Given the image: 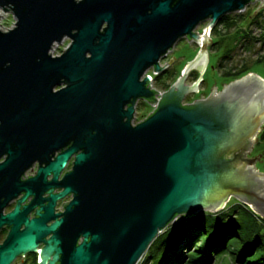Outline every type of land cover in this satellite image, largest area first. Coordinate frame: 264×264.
<instances>
[{
	"label": "water",
	"instance_id": "95a60500",
	"mask_svg": "<svg viewBox=\"0 0 264 264\" xmlns=\"http://www.w3.org/2000/svg\"><path fill=\"white\" fill-rule=\"evenodd\" d=\"M252 1L0 0L15 17L14 27L0 28V199L35 195L1 216L11 230L0 264L40 241L41 264H138L180 215L221 211L233 196L264 217V174L244 152L264 123V79L249 73L182 104L203 80L210 31ZM67 36L64 51L51 54ZM185 37L199 53L159 92L147 72L167 69L161 59ZM194 68L199 79L185 85ZM139 99L154 109L134 123ZM73 156L64 190L26 218L42 201L33 187L46 188L50 173L56 181ZM36 160L37 174L22 182ZM70 193L53 215L56 199Z\"/></svg>",
	"mask_w": 264,
	"mask_h": 264
},
{
	"label": "rangeland",
	"instance_id": "374dc122",
	"mask_svg": "<svg viewBox=\"0 0 264 264\" xmlns=\"http://www.w3.org/2000/svg\"><path fill=\"white\" fill-rule=\"evenodd\" d=\"M262 3L263 2L259 0L252 1L243 12L229 14L231 16L229 21L233 22L232 24L226 21L223 22V25H219L218 27L215 26V29L213 28L214 30L211 31V36H209L212 38L213 42L208 44L209 60L205 72L202 75L203 80L198 85V92L190 91L183 99L184 103L207 98L212 93L211 88L214 85H216L217 91H221L224 87L222 82L228 84L236 80L239 71L244 68H247V70L250 69V73H255L264 78V62L259 61L264 58V4ZM14 25L15 17L13 13L0 8V28L7 31L14 27ZM206 25L207 22L203 23L197 28V31L203 34V28ZM70 41L71 39L67 36L60 43L56 42L55 44L57 46L53 45L50 53L53 55H60L69 45ZM199 50L200 46L197 42L191 41V39L189 41L186 37L182 38L175 44L173 49L161 59V65L165 66L168 64L167 68H169L171 74L178 79L181 76L184 65L193 60L199 53ZM226 54H229L230 58L221 61L222 57ZM148 72L153 76L151 82L153 88L162 93L167 91L177 80L174 79L175 77L167 79L166 84L171 85H169V88H165L166 85L155 78L158 73L154 72L153 68H150ZM197 72L201 74L199 69L194 68L191 70L184 84L192 86L193 83L199 79L196 78ZM143 101V99L137 101L134 123L143 120L153 110L152 107L147 106ZM256 140L257 139L253 140L254 143L252 145L256 144ZM245 153L250 156L257 154L260 158L264 159V145L257 143L253 152L247 150ZM256 168L257 171L264 172V160L259 161L256 164ZM223 210L228 213L233 212L232 218L237 215L243 219H246L244 216L250 210L256 216L261 217V221L264 220V217L253 211V207L249 203L241 201L235 196L228 201ZM231 210H236V213ZM205 212L211 213L209 211ZM183 216L184 214L180 215L178 220ZM255 230L264 233V225L260 224ZM205 237L206 235L199 239L197 248L205 244ZM236 249L237 244L230 243L224 251L213 254L214 258L211 264H238L235 254ZM138 264H152V261L148 260L146 262V255H144Z\"/></svg>",
	"mask_w": 264,
	"mask_h": 264
},
{
	"label": "trees",
	"instance_id": "16d2710c",
	"mask_svg": "<svg viewBox=\"0 0 264 264\" xmlns=\"http://www.w3.org/2000/svg\"><path fill=\"white\" fill-rule=\"evenodd\" d=\"M230 17L224 16L215 26L223 25ZM226 58H230V55H224L221 61ZM259 61L264 62V58ZM250 72V69L244 68L239 71L236 79ZM174 77L167 68L155 78L165 84V88H169L171 84H166V80ZM199 77L200 73L197 72L196 78ZM143 103L151 107L146 100ZM258 144L264 145V129ZM231 211L236 213V210ZM232 213L222 210L217 213L201 211L199 214L184 215L156 237L145 253L146 262L151 260L152 264H211L214 253L224 251L230 243H236L238 264H264V233L255 230L260 224L264 225V220L261 221V217L250 210L244 216L246 219L237 215L232 218ZM204 235L205 244L197 248L199 239Z\"/></svg>",
	"mask_w": 264,
	"mask_h": 264
},
{
	"label": "flooded vegetation",
	"instance_id": "af4514ba",
	"mask_svg": "<svg viewBox=\"0 0 264 264\" xmlns=\"http://www.w3.org/2000/svg\"><path fill=\"white\" fill-rule=\"evenodd\" d=\"M189 103H191V102H187L184 104H189ZM263 129H264V123L261 125V130L259 131L257 136L253 139V140L257 139L256 144L259 142V137H260V134H261ZM256 144L251 146V148H250L251 152H253L255 150ZM57 153L58 152H56L55 154H57ZM236 153H238L237 150H235L233 152V154H236ZM245 158L253 160L255 168H256V164L259 161L264 160L263 158H260V156H258L257 154H254L252 156L247 154ZM40 165H41L40 160H36L35 162H33L31 164V166L29 168H27L26 170H24V172L21 174L20 180L22 182H25V181L29 180L30 178L34 177L37 174V170H38ZM73 165H74V156L72 158H70L69 161L67 162V164L64 166V168L61 169V171L58 174L56 181L53 180L54 174L50 173L46 177L47 178V185H48V186L45 185L46 188H44L41 191V189H42L41 187H39V186L33 187L36 193H40L39 195L42 198V201H41V204H39L37 202L33 203L32 209H30L27 213H25L26 218H28V219L37 218L43 212V210H42L43 207H45L49 203L50 196L54 195V194H60L64 190L63 180H64L66 174H68L72 171ZM256 170H257V168H256ZM261 173L264 174V172H261ZM260 181H261V185H263V189H264V180L260 179ZM25 194H26V192L19 191L17 195L12 196V197L8 198L7 200H4V197L1 198L0 203H3L4 201H5V203H4L3 207L0 208V218L2 215H7L8 213L12 212L16 208L17 205L20 206L21 210H23L25 207L30 205L32 203V201L34 200L35 195H29L25 200H22V198L25 196ZM73 197H74V193H70V194H67L65 196H62V197L56 199V201L54 202V206H53V215H58V214L63 213L65 211L66 206L71 202ZM59 218H61V215L59 217L52 216L51 218H49L46 221V225L47 226L51 225L52 223L57 221ZM24 228H25V225L22 224L20 227V230H22ZM10 230H11V225L7 221H5L3 224L0 225V245L3 244L5 242V240L8 238ZM51 235L52 234L49 233L48 235H46L44 237V239H49L51 237ZM44 247H45V243L43 241H40L37 244V247L35 250L28 251V252L17 255L9 264H41V262H42V249Z\"/></svg>",
	"mask_w": 264,
	"mask_h": 264
},
{
	"label": "built area",
	"instance_id": "2783aa9c",
	"mask_svg": "<svg viewBox=\"0 0 264 264\" xmlns=\"http://www.w3.org/2000/svg\"><path fill=\"white\" fill-rule=\"evenodd\" d=\"M254 1H257V0H254ZM259 1H262V2H264V0H259ZM263 4V3H262ZM244 11V10H243ZM243 11H241V12H243ZM203 32H204V28H203ZM202 32V33H203ZM209 36H211V31H210V34H209ZM158 98H159V96H157ZM153 109H154V107L153 106H151Z\"/></svg>",
	"mask_w": 264,
	"mask_h": 264
},
{
	"label": "bare ground",
	"instance_id": "6f19581e",
	"mask_svg": "<svg viewBox=\"0 0 264 264\" xmlns=\"http://www.w3.org/2000/svg\"><path fill=\"white\" fill-rule=\"evenodd\" d=\"M209 21H207V23H208ZM147 74H149V75H151V77H152V80H153V76H152V74L151 73H149V72H147ZM151 87H153L152 86V84H151Z\"/></svg>",
	"mask_w": 264,
	"mask_h": 264
},
{
	"label": "crops",
	"instance_id": "0c3cea01",
	"mask_svg": "<svg viewBox=\"0 0 264 264\" xmlns=\"http://www.w3.org/2000/svg\"><path fill=\"white\" fill-rule=\"evenodd\" d=\"M262 78V77H261ZM264 79V78H263Z\"/></svg>",
	"mask_w": 264,
	"mask_h": 264
}]
</instances>
